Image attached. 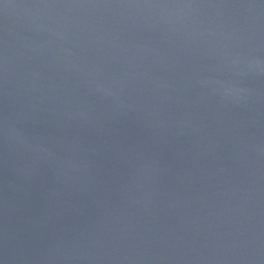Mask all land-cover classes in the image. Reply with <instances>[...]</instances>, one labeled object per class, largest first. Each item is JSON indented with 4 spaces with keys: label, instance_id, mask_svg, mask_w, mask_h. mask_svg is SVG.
Returning <instances> with one entry per match:
<instances>
[{
    "label": "water",
    "instance_id": "95a60500",
    "mask_svg": "<svg viewBox=\"0 0 264 264\" xmlns=\"http://www.w3.org/2000/svg\"><path fill=\"white\" fill-rule=\"evenodd\" d=\"M0 264H264V0H0Z\"/></svg>",
    "mask_w": 264,
    "mask_h": 264
}]
</instances>
